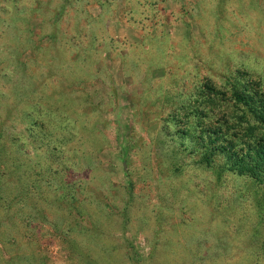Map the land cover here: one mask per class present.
<instances>
[{"label":"rangeland","instance_id":"obj_1","mask_svg":"<svg viewBox=\"0 0 264 264\" xmlns=\"http://www.w3.org/2000/svg\"><path fill=\"white\" fill-rule=\"evenodd\" d=\"M262 161L264 0H0V264H264Z\"/></svg>","mask_w":264,"mask_h":264},{"label":"trees","instance_id":"obj_2","mask_svg":"<svg viewBox=\"0 0 264 264\" xmlns=\"http://www.w3.org/2000/svg\"><path fill=\"white\" fill-rule=\"evenodd\" d=\"M236 97H237L238 101H240V102L242 101L241 97H239L238 94L236 95ZM260 168H264V162L260 164ZM221 173L223 175L224 171L223 172L221 171ZM238 173L236 172L237 175H245V176H247L249 178H252V179H254V180L258 181V182H262V178L260 176V172H257L255 168H244L243 171L241 170V174H238Z\"/></svg>","mask_w":264,"mask_h":264}]
</instances>
